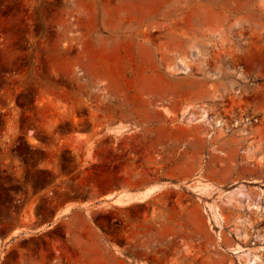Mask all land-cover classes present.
I'll list each match as a JSON object with an SVG mask.
<instances>
[{"label":"rangeland","instance_id":"374dc122","mask_svg":"<svg viewBox=\"0 0 264 264\" xmlns=\"http://www.w3.org/2000/svg\"><path fill=\"white\" fill-rule=\"evenodd\" d=\"M0 264H264V0H0Z\"/></svg>","mask_w":264,"mask_h":264},{"label":"bare ground","instance_id":"6f19581e","mask_svg":"<svg viewBox=\"0 0 264 264\" xmlns=\"http://www.w3.org/2000/svg\"><path fill=\"white\" fill-rule=\"evenodd\" d=\"M156 60H157V59H156ZM170 65H171V64H170ZM173 67H174V66H173ZM174 68H175V67H174ZM175 69H176V68H175ZM175 69L173 70V68H172V70H171V69H170V70H171V72H172V71H176ZM172 73H174V72H172ZM253 259H256V258L253 257Z\"/></svg>","mask_w":264,"mask_h":264}]
</instances>
